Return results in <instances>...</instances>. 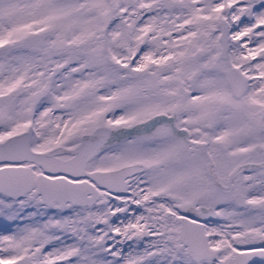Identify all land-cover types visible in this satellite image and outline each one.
Listing matches in <instances>:
<instances>
[{
  "label": "snow or ice",
  "instance_id": "1",
  "mask_svg": "<svg viewBox=\"0 0 264 264\" xmlns=\"http://www.w3.org/2000/svg\"><path fill=\"white\" fill-rule=\"evenodd\" d=\"M0 264H264V0H0Z\"/></svg>",
  "mask_w": 264,
  "mask_h": 264
}]
</instances>
